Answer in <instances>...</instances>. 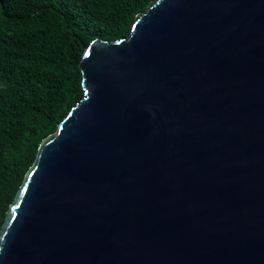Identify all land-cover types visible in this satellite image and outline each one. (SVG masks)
<instances>
[{
	"label": "water",
	"instance_id": "obj_1",
	"mask_svg": "<svg viewBox=\"0 0 264 264\" xmlns=\"http://www.w3.org/2000/svg\"><path fill=\"white\" fill-rule=\"evenodd\" d=\"M79 67L0 264H264V0H154Z\"/></svg>",
	"mask_w": 264,
	"mask_h": 264
},
{
	"label": "trees",
	"instance_id": "obj_2",
	"mask_svg": "<svg viewBox=\"0 0 264 264\" xmlns=\"http://www.w3.org/2000/svg\"><path fill=\"white\" fill-rule=\"evenodd\" d=\"M154 0H0V230L44 138L82 99L83 51Z\"/></svg>",
	"mask_w": 264,
	"mask_h": 264
}]
</instances>
